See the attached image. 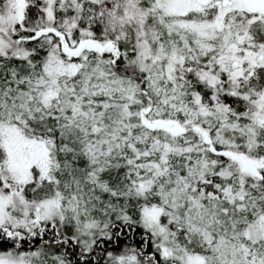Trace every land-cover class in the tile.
<instances>
[{
  "label": "snow or ice",
  "instance_id": "snow-or-ice-1",
  "mask_svg": "<svg viewBox=\"0 0 264 264\" xmlns=\"http://www.w3.org/2000/svg\"><path fill=\"white\" fill-rule=\"evenodd\" d=\"M0 264H264V0H0Z\"/></svg>",
  "mask_w": 264,
  "mask_h": 264
}]
</instances>
